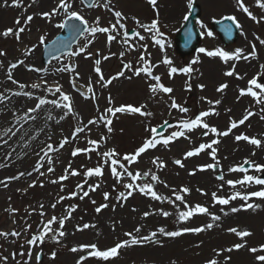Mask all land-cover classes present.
<instances>
[{
  "label": "rangeland",
  "instance_id": "374dc122",
  "mask_svg": "<svg viewBox=\"0 0 264 264\" xmlns=\"http://www.w3.org/2000/svg\"><path fill=\"white\" fill-rule=\"evenodd\" d=\"M249 11L255 15L260 22L257 23L250 19L247 14L241 11L236 0H193V4H197L201 8V22L211 31L213 22L223 19L226 16H234L241 25V34L234 45L224 47L219 37L213 33L212 37L203 35L200 48L215 50L217 48L228 52H234L236 49H243L247 55L252 50V45L256 46V58L249 60L240 59L238 61H229L224 63L219 58H209L205 54L197 51L190 56H180L176 48V34L185 24L183 17L189 16L187 8L188 0H157L156 10L147 3L146 0H111L109 7L114 10L121 11L128 19L125 21L128 30L134 29L135 23L133 17L139 19L142 23H150L156 18V12L159 13V22L161 31L166 35V48L163 52L151 43L145 40L141 43L149 45L146 58H150L152 64L158 65L154 68V75L161 77V82L168 87H172L174 91L171 94L160 93L156 98H150L148 91V83L143 77H133L131 80L126 77L131 73L126 72L125 77L113 81L106 88H100L96 83L97 77L93 71L94 59L101 60V67L105 78L115 75L121 68V58L119 53L125 50L126 45H122L113 41L110 48L107 44V34L98 33L95 37L87 36L92 39L93 43L89 46L88 52L102 53L111 56L104 61L102 56H94L85 58L87 53L77 56L75 60L62 59L50 64L48 67L42 65L43 46L51 42L59 35L61 29L55 27L62 19V15H57L49 22L40 16V13L51 11L57 5V0H21L22 7H5L0 6V33L8 28H17L15 21L19 18L21 24L25 27V31L20 34L17 40L10 35L5 38L0 35V51L6 55L0 56V94L7 99L0 102V180L6 181L7 187L0 184V231L11 232L13 230L24 232L25 221L30 224L31 230L19 239L8 237L0 238V264H23L24 256L19 255L21 252H27V246L24 245L26 236L30 237L37 229L41 217L37 214L40 211L39 205H44L46 215L43 217L45 221L52 215L61 217L66 215L65 208L75 205L76 211L73 212L72 218L65 223L64 231L66 235L60 239L57 244L51 239H46L43 245L32 249V258L30 264H37L36 254L41 255L42 261L39 264H76L77 259L84 253H73L71 248L84 244H96L100 249L113 246L117 240L127 239L125 232H134L136 227L141 228L140 233L134 235L141 236L149 234L151 231L157 230L159 227H165L166 230H177L184 227L204 226L212 222L207 215L194 216L187 224L176 222L175 209L167 204L152 201L138 192H134L133 196L124 202L121 207L116 203V194L123 189L120 185H115L109 170L104 169L101 177L89 178L88 184H85V190H89V196L80 199L79 195L75 198L65 199L62 203L57 204L55 210L50 205L56 203L60 196H66L73 191L79 192L77 184L83 183V175L69 176L68 179L51 183L52 180L58 179L65 175V169L71 163V168L83 173L87 168H94L100 157L96 152H91L87 156L79 154L76 157L71 155L74 148H86L87 139L99 140L102 135L107 136V142L102 145L100 151L107 149H116L121 154L131 152L142 140L148 135L144 131L145 126H159L163 121L168 120L176 123L179 120L189 117L194 118L201 111H207L215 107L218 115H211L205 118L211 125L215 126L219 131H225L230 126L231 120L238 121L247 111L255 113L238 128L233 129L228 136L208 137L201 135L202 130L197 129L189 133L190 140L180 138L170 143L167 148L157 146L156 149L149 150L143 154L137 164H133L130 170L146 171L151 169L160 177L163 183L155 185V190L164 196H171L170 189L180 187H188L191 189L189 195L185 197L190 205L201 204L207 206L209 211L216 215H221L219 222H212L220 226H214L211 230L201 232L199 234H184L177 238H168L158 236L161 244H146L144 246L126 247L120 250L118 257L111 259L107 264H206L209 259L215 258L214 250H223L231 247L235 243H240V239L234 234L227 231L228 228L236 227L238 230H248L252 233L246 237L248 247L259 246L264 244V200L254 199L250 203L260 205L256 210H241L237 213H231L230 208L240 206L243 202L240 200L233 201L228 206H223L224 211L229 212L227 216H223L220 211L222 206L213 207L211 200V192L217 191L221 185V181L215 179L219 174L217 171L197 172L196 175H189L197 165L211 163L212 161L206 154L198 157H192L187 160L183 159L186 151L199 143L210 141L216 138L220 141L218 145H214L218 149L217 159L220 162V168L223 170L225 180L237 179L243 174L229 173L228 169L243 163L245 159L264 164V147L256 148L246 141L235 140V136L245 134L247 136L261 139L264 143V120L260 119L264 112L261 108L264 105L258 104L255 100L248 96H240V90L246 89L248 81L254 76L259 75L260 80L264 81V70L260 65H264V45L260 44L257 37L264 39V9H260L256 5V0H243ZM11 3V0H9ZM101 0L99 4H103ZM2 4V0H0ZM31 5V6H29ZM77 7L89 21L90 25L95 23L99 17V26H108L110 22L114 23L115 18L112 13L104 7H96L89 11L83 7L77 0ZM32 15L33 20L28 23L26 17ZM203 32L205 29H202ZM144 35H148L143 33ZM45 38V43L40 44V37ZM86 42L84 40L81 45ZM31 50V51H30ZM143 50L129 51L123 57L124 62H136L138 56ZM167 57L172 61L171 65H164L162 60ZM197 59L199 62L192 64V60ZM23 60L24 64L18 65L12 69L13 79L19 83L26 85L23 91L33 93L32 99L25 96H13L12 92L21 91L17 84H13L7 78V72L12 63ZM75 63L76 71L79 73V79L75 82L82 87L87 88L89 78H91L93 90L96 93L95 102L92 99L84 100L75 92L71 81L75 79L74 74L68 72L58 73L55 71L57 67L63 64ZM191 65L195 71L184 78H176L174 75L169 78L168 71L170 67L183 68ZM235 66L233 76H225L224 73L231 70ZM31 67L47 69V72H33L28 69ZM70 75V76H68ZM237 76L241 78H237ZM47 81V84H45ZM58 82L62 85V91L72 97L73 114H68L66 109L57 108L54 105H44L42 108L31 115L35 119H21L26 116L28 109L33 108L38 102L35 97L53 99L44 89ZM37 83L41 87L32 89L31 84ZM227 83L228 87L221 93L216 89L221 84ZM191 84V91H187L186 87ZM204 85L201 91L198 85ZM258 91V90H257ZM59 94H57L58 96ZM92 95V94H91ZM111 96L113 106L121 104L140 105L147 104V110L153 113L150 118L140 117L138 115L117 114L113 117L112 133H107L103 126L90 125V131L80 133L75 140L72 134L80 122L87 123L91 118H95L108 107V97ZM174 98L178 104L189 109L188 113L182 114L178 110L169 107L171 99ZM205 98V99H202ZM208 100L215 102L220 100L219 105H210ZM99 109V113L97 111ZM230 109V111H229ZM52 118L49 119L48 117ZM11 129V131H8ZM19 129V131H17ZM175 130V129H173ZM171 130V131H173ZM169 131V133L171 132ZM15 132V135L12 133ZM7 133V135H5ZM167 133L166 135H168ZM165 135V136H166ZM68 138L69 142L58 151L49 153L52 164L47 163V157H44L42 149L46 150V145L52 144L58 148L59 143ZM160 159L166 164L162 170H158L150 163V159L154 157ZM90 157V158H89ZM181 159L185 164L184 168L174 164V160ZM43 161V167L40 175L34 169L38 162ZM51 166L53 172H47V168ZM25 173L24 176L16 180H8L9 177L17 176L19 173ZM31 172V175L28 173ZM249 175H264L249 171ZM35 182V187H29V184ZM99 182L101 187L95 192L90 191L89 184ZM123 182H128L127 180ZM168 187H165L164 184ZM43 185L42 187L40 185ZM115 185L116 191H113ZM63 186V191L61 187ZM197 188L203 189L208 195H200L196 191ZM243 191V189H238ZM248 191L257 190V186H251ZM234 191L226 184L223 191H218V195H230ZM110 193L107 202L103 200V193ZM82 195V192H80ZM92 200L96 203L93 204ZM103 203H108L109 207L102 209L97 214L95 208ZM115 206V210H113ZM36 209L32 215H28L33 209ZM136 211H133V209ZM163 209L172 212L173 215L164 218L158 214L150 215L147 219L143 218L145 211L157 212ZM183 210V206H181ZM15 221V223H14ZM88 223L94 224L96 227H89L83 231H77L78 225ZM53 227H58L54 225ZM56 253V258H51V253ZM15 254V258L14 257ZM261 253H257L259 255ZM231 257L226 264H256L254 255L247 248L234 250L231 253L223 252L218 258L224 264L225 257ZM7 257L5 261L3 258ZM84 264H102L94 258L84 261Z\"/></svg>",
  "mask_w": 264,
  "mask_h": 264
},
{
  "label": "snow or ice",
  "instance_id": "6c2138e0",
  "mask_svg": "<svg viewBox=\"0 0 264 264\" xmlns=\"http://www.w3.org/2000/svg\"><path fill=\"white\" fill-rule=\"evenodd\" d=\"M31 2L34 4L36 3V0H31ZM79 3L82 5H85L86 7H104L109 12L112 13V16L115 18V22H110L108 26H99L100 20L99 17L96 18L95 23L93 25L89 24V21L85 19L84 15H82L81 11L77 7V0H57V5L55 8H53L51 11H45L40 13V16L44 18L45 20H48L49 22L51 19L57 15H62L63 19L55 24V27L58 29H67L71 34L73 39H75L78 36L88 34V36L95 37L98 33L107 34L106 40L107 44L110 48L113 41H116L117 43H120L122 45H126L125 50L121 51L119 53V57L121 58L122 68L113 76L109 78H105L102 67H101V60L100 59H94V68L93 71L97 77L96 83L99 84L100 88H106L108 85H111L113 81L119 79L120 77H125L126 72L131 73V75L127 76L126 78L131 80L133 77L140 78L143 77L146 79V82L148 83V91L150 93V98H156L160 93L164 94H171L174 89L172 87L165 86L161 82V77L159 75H154V68L158 67V65L152 64L150 58H146V53L148 50L149 45L147 43H141L145 40H150L151 43L159 48L161 52H163L166 48V35L163 31H161L160 28V22H159V13L156 12V18L153 19L150 23H142L139 19L133 17V21L135 23V28L129 32V30L126 27L125 21L128 19L127 16H125L121 11L114 10L113 8L109 7L111 4V0H104V3L97 4L96 0H79ZM147 3L152 6L154 10H156L157 0H147ZM238 8L243 11L247 16L252 19L253 21L259 23L260 20L252 14V12L249 11V8L246 7L243 0H236ZM256 5L260 9H264V0H256ZM0 6L5 7H22L21 0H11V3H9V0H2V4ZM31 6V5H29ZM193 7V0H188L187 8L191 10ZM32 15H28L26 17V22L30 23L33 20ZM185 21L188 20V15H185L183 17ZM225 20L230 21L231 24L224 25L223 31L227 35H231L232 33V25H235L236 28H241V25L236 20V17L234 16H226L224 17ZM264 19V18H261ZM198 24H200V27L202 29H205L204 32L201 33V35H206L208 37H212L213 33L211 31H208L206 29V26L200 22L197 21ZM217 23H220V21H217ZM15 24L18 26L17 28H8L0 35L7 38L10 35L14 36L17 40L20 39V34L25 31V27L21 24V20L18 18L15 21ZM146 33L147 36L142 34ZM243 34V33H241ZM186 35L189 36L190 34ZM260 44L264 45V39H260L257 37ZM40 44L45 43V38L43 36L40 37ZM59 43L58 41H53V45ZM93 43L92 39H88L86 37V42L81 45L78 49L75 51H68L66 55L68 57H77L81 56L85 53H87L85 58H92L94 56H102L104 61H107L111 58V56L116 55V53H110L109 55H103L102 53H91L88 52L89 46ZM70 46V42H68L65 45H62V47ZM143 50L141 54L138 56L136 62L128 61L124 62L123 57L125 56L126 52L129 51H139ZM60 50V49H58ZM31 51V50H30ZM200 53L205 54L209 58H219L224 63H227L229 61H238L240 59L243 60H249V58H256V46L255 44L252 45V50L247 55L244 54L243 49H236L234 52H228L223 49L217 48L215 50H208L205 48H200L198 50ZM6 55L4 52L0 51V56ZM53 57H55V53H52ZM199 61L197 59L192 60V64H196ZM162 63L164 65H171L172 61L168 59L166 56L163 58ZM24 64L23 60L18 61L17 63H12L8 69L7 72V78L10 80L13 84H17L18 88L21 91H15L12 92L11 95L13 96H25L29 99L34 98L33 93L29 91H23L25 89L26 85L24 83H19L15 79H13L12 75V69H15L18 67V65ZM261 70H264V65H260ZM235 66L233 65L231 70H228L224 73L225 76L231 77L233 76ZM29 71L33 72H47V69L43 68H35L31 67L28 69ZM58 73H73L75 79L71 81L72 87L74 90L78 91L79 94L84 99H92L94 102L96 100V93L93 90L92 81L91 78H89V83L87 86V92L91 93V97L86 95L83 91H80V88H77L76 86V79H79V73L76 71V66L72 64H63L61 67H57L55 69ZM195 69L189 65L187 67H183L178 69L177 67H170L168 75L169 78H172L174 74H184V75H190L193 73ZM237 78H241L237 76ZM45 84H47V81H45ZM32 89L40 88L41 85L37 83H33L30 85ZM200 90L202 91L204 89V85H198ZM228 87L227 83L221 84L219 87H217V92H223ZM48 94H50L52 97H55L53 99H47V98H41V97H35V99L38 101L33 108L28 109V113L26 116L21 117V119L27 120V119H35L34 116H32V113L38 112L42 106L44 105H54L57 108L66 109L68 114H73V107H72V97L69 94H66L62 91V85H60L58 82H56L54 85L50 87H45L44 89ZM187 91H191V84H188L186 87ZM258 90V91H257ZM57 94H59L57 96ZM248 95L252 97L256 103L264 105V81L260 80V76H254L252 79L248 81V86L246 89L240 90V96ZM7 97H5L3 94H0V102H3ZM108 107L104 109L102 113H99L95 118H91L87 121V123L80 122L79 126L75 128L72 139L75 140L76 137L86 130L90 131L89 126L90 125H96V126H103L106 128L107 133H112L113 128L111 127L113 123V117H115L117 114H126V115H138L140 117L144 118H150L153 116V113L151 111L147 110V104H140L138 106L136 105H126L121 104L119 106H113V100L111 96L108 98ZM205 99V98H202ZM207 103L210 105H219L221 103L220 100H216L215 102L208 100ZM171 109L178 110L182 114L188 113L189 109L187 107H184L181 104H178L177 101L172 98L171 103L169 105ZM230 111V109H229ZM261 112H264V107L261 108ZM215 111V107L213 106L212 109L207 111H201L198 115H195L194 118L189 117L186 119H182L177 121L176 123H170L168 120L163 121L162 124L157 126H145L144 131L148 133V135L142 140L141 144L138 145L135 149H133L131 152L121 154L116 149H107L104 151H100L103 144L107 142V136L102 135L99 140H92L87 139V144L89 145L86 148H74L71 155L73 157H76L79 154L88 155L91 152H96L97 155L100 157V159L97 161V164L94 168H87L86 170L81 173V171L72 169L71 163H69L68 167L65 169V175L60 176L56 180H52L51 183H58L61 181H64L69 178V176H78L83 175L84 180L83 183L77 184V191H73L72 193H69L66 196H60L59 199L56 201V203H53L50 205V207L55 210L57 207V204L62 203L65 199H71L75 198L79 195L80 199H84L85 197L89 196V190H85V184H88L89 178L92 177H101L104 174V169L107 168L112 176V178L115 181V185H120V187L123 189L122 191H118L116 194V203L119 204L121 207L124 206V202H126L129 197L133 196L134 192H138L141 196H144L152 201H157L160 203H167L171 205L175 211H176V222L177 223H183L187 224L194 216L197 215H207L210 217V220L212 222H219L222 219L221 215L213 214L209 211V208L207 206L201 205V204H195L190 205L188 201L185 199L187 195L190 194L191 189L188 187H180L178 190L176 188L170 189L172 195L171 196H164L159 194L155 190V185L158 183H163L160 180V177L156 174V172H153L151 169H148L146 171H139V170H130L131 165L137 164L139 162V159L143 154H146L149 150L156 149L157 146H163L164 148H167L170 143L175 142L176 140L183 138L185 140H190L191 137L189 136V133L193 132L194 130L200 129L202 130L201 135L203 137H208L209 134H211L213 137H223L228 136L233 129L238 128L240 125H244L247 120L251 116H253L255 113L251 111H247L245 115L242 116L238 121L231 120L230 126L225 131H219L215 126H211L205 118L210 117L211 115H218ZM49 119L52 117L49 116ZM261 120H264V115L260 116ZM167 129H175L171 131L168 135H164V131ZM164 130V131H162ZM8 131H11L9 129ZM19 131V129H17ZM7 135V133H5ZM12 135H15V132L12 133ZM235 140L237 142L239 141H246L250 145H253L256 148L264 147V143H262L261 139L255 138V137H249L245 134H239L235 136ZM69 142L68 138H64L59 145L58 148L54 147L52 144L46 145V150L42 149L41 151L44 154V157H47V163L49 165L52 164V159L49 156V153L53 151H58L59 149L63 148L65 144ZM220 141L216 138L211 139L210 141L199 143L198 146L192 147L190 150L186 151L183 155V159L187 160L192 157H198L202 153L206 154L210 160L211 163H206L203 165H197L192 171L189 172V175H196L197 172H206V171H217L219 169V174L216 175L215 179L221 181V185L217 191L211 192V200L213 202V207L216 205L222 206L220 208L221 213L223 216H227L229 212L224 211L223 206L230 205L233 201L240 200L243 203L240 206H233L230 208L231 213H237L241 210L247 211L249 209L256 210L260 207L258 204L250 203L249 201H252L254 199L264 200V175H249V171H254L256 173L264 174V164L256 163L255 161H251L248 159H245L242 164L233 166L228 169L229 173H240L243 174L241 177L237 179H230L225 180V176L223 174V170L220 168V162L217 159V153L218 149L214 147V145H218ZM90 158V157H89ZM150 163L154 165L158 170H162L166 167V164L160 159V157H154L150 159ZM174 164L179 166L180 168H184L185 164L182 162L181 159L174 160ZM244 165H248V167H244ZM43 161L38 162L35 166V171L39 173L40 175H43L44 173L40 172L41 167H43ZM53 168L49 166L47 168V172L51 173L53 172ZM32 173L29 172L28 175H31ZM25 173L21 172L17 176L9 177L8 180H16L20 177L24 176ZM127 180L128 182H123ZM0 184H4L5 187H7L6 181L0 180ZM225 184L234 191L231 192L230 195L222 196L218 195V191H223V188ZM115 185L113 186V191H116ZM257 186V190L255 191H248L247 189L251 186ZM35 182L29 184V187H35ZM43 186L42 184L40 185ZM165 187H168V185L165 183ZM101 187V184L99 182L95 184H89L88 188L90 191L95 192L98 188ZM238 189H243V191H240ZM61 191H63V186L61 187ZM197 192L200 193V195H208L207 192H205L203 189L197 188ZM80 192H82V195H80ZM110 198V193L104 192L103 193V200L107 202ZM92 203L95 204L96 201L92 200ZM181 206H183V210H181ZM75 205H70L65 208L66 215H63L61 217H57L56 215H52L50 219L45 221L43 217L46 215V212L44 211V205L40 204L39 208L40 211L37 213L41 220L39 222V225L37 226V229L35 232L31 234L30 237L25 238L24 245H21V247H24L25 245L28 248V251L21 252L19 255L26 257V259L23 261V264H30V260L32 258V249L37 248L40 245H43L46 242V239H51L55 241L57 244H59L61 241L59 238H63L66 235V232L64 231L65 223L68 219L72 218V213L76 211ZM109 207L108 203H103L95 208V211L97 214H99L102 209ZM113 210H115V206H113ZM133 211H136L134 208ZM34 212H36V209L34 208L32 212H29L28 215H32ZM158 214L164 218H168L173 215L172 212L159 209L157 212H151V211H145L143 213V218L147 219L150 215ZM207 223L204 226H197V227H184L177 230H166L165 227H159L157 230L151 231L149 234L137 236L134 235V233H140L141 228L138 226L134 229V232H125L124 236L127 239L124 240H117V242L108 248L100 249L96 244H84L80 245L79 248L73 247L70 249L71 252L77 253L81 252L84 253V255H81L77 261L76 264H84V261L90 258H94L97 261L102 262V264H107L108 261L111 259H114L118 257L120 254V250L126 247H132V246H144L146 244H161V242L157 238L158 236L168 237V238H177L184 234H199L201 232L211 230L214 226L218 227L219 224L215 223ZM15 223V221H14ZM54 225H58V227H53ZM31 225L27 224V221H25V228L24 232L13 230L11 232H4L0 231V238L7 239L8 237H13L19 239L22 235H25V233L29 232L31 230ZM89 227H96V225L84 223L83 225H78L76 227L77 231H83L85 229H88ZM227 231L231 234H234L236 237L240 239V243H235L231 247H228L223 250H214L215 252V258L209 259L206 264H222V262L218 259L223 252L231 253L234 250H240L242 248H247V250L254 255V260L256 264H264V244H260L259 246L254 247H248L247 242L245 240L246 237H249L252 235V233L248 230H238L236 227L228 228ZM162 246V244H161ZM257 253H261L259 255H256ZM15 258V254L14 257ZM51 258H56V253H51ZM5 261L7 260V257L3 258ZM37 264L40 262V254L37 253L35 257ZM231 257H225L224 264L228 260H230ZM172 264H176L175 261H172Z\"/></svg>",
  "mask_w": 264,
  "mask_h": 264
}]
</instances>
